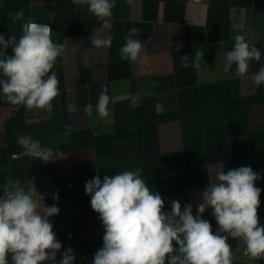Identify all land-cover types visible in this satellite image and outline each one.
Instances as JSON below:
<instances>
[{
    "label": "crops",
    "instance_id": "crops-1",
    "mask_svg": "<svg viewBox=\"0 0 264 264\" xmlns=\"http://www.w3.org/2000/svg\"><path fill=\"white\" fill-rule=\"evenodd\" d=\"M21 10L23 19L14 20ZM29 19L49 24L53 42L64 46L52 69L59 94L49 113L13 106L0 89V196L18 179L25 190L35 187L42 206L56 204L59 214L49 219L61 252L71 247L75 264H93L104 228L85 184L96 175L102 180L136 168L164 198L166 211L179 200L182 210L190 203L195 216L220 167L249 166L260 175L255 186L262 189L258 216L264 225V84L252 79L264 64V0H115L107 29L73 0H0L6 38L19 39ZM131 28L139 30L132 38L145 46L135 62L119 53ZM96 35L110 38L111 46L95 48ZM236 35H245L262 54L244 77L236 75L235 64L223 72ZM196 52L204 53L199 68L193 67ZM5 54H12L11 46ZM182 56L189 57L187 68ZM105 89L109 115L101 118L96 105ZM132 94L140 97L137 107ZM21 135L52 148L55 159L28 156L17 143ZM202 218L217 230L211 209ZM228 243L233 264H264V257L245 255L239 239L229 237Z\"/></svg>",
    "mask_w": 264,
    "mask_h": 264
},
{
    "label": "clouds",
    "instance_id": "clouds-1",
    "mask_svg": "<svg viewBox=\"0 0 264 264\" xmlns=\"http://www.w3.org/2000/svg\"><path fill=\"white\" fill-rule=\"evenodd\" d=\"M88 6V11L109 28L115 0H73ZM23 10L12 17L19 21ZM52 28L27 20L19 39L0 33V89L13 106L27 110L53 111L58 96V80L52 72L55 62L64 51L63 44L54 43ZM131 28L125 44L119 49L122 60L137 61L144 52L138 33ZM95 48L110 47L111 39L99 35L91 38ZM11 46L12 54L6 55ZM204 53L196 52L193 67L199 68ZM182 66L188 67V56H182ZM262 54L246 39L236 35L232 50L225 54L223 72L228 74L236 65L237 76L250 71L251 62L261 61ZM51 73V74H50ZM255 85L264 84V64L252 76ZM131 106L139 105L140 97L130 96ZM110 97L105 89L98 97L96 112L101 118L109 115ZM91 114L92 105L86 107ZM17 143L26 154L45 163L54 160L50 147H42L31 135L18 136ZM142 170L123 171L112 176L96 175L85 184L90 205L99 214L104 228L103 246L94 254L93 264H233L229 237L245 245V255L251 260L264 257V225L258 216L262 189L255 186L260 175L249 166L227 172L222 167L215 172L214 182L208 184L198 204L196 215L192 205L182 206L171 201V211L165 210L164 198L151 190L141 178ZM17 179L3 189L0 196V264H75L76 254L71 247L64 249L53 231L50 217L59 214L56 204L46 206L36 198V189L20 186ZM58 200V193L53 196ZM206 209L216 219L214 232ZM71 238V237H69ZM175 242V243H173ZM61 258L57 262L56 257Z\"/></svg>",
    "mask_w": 264,
    "mask_h": 264
}]
</instances>
